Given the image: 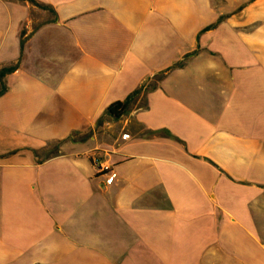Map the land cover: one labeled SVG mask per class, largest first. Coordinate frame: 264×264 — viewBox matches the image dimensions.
<instances>
[{
    "label": "crops",
    "instance_id": "0c3cea01",
    "mask_svg": "<svg viewBox=\"0 0 264 264\" xmlns=\"http://www.w3.org/2000/svg\"><path fill=\"white\" fill-rule=\"evenodd\" d=\"M34 1L0 0V264H264V0Z\"/></svg>",
    "mask_w": 264,
    "mask_h": 264
},
{
    "label": "trees",
    "instance_id": "16d2710c",
    "mask_svg": "<svg viewBox=\"0 0 264 264\" xmlns=\"http://www.w3.org/2000/svg\"><path fill=\"white\" fill-rule=\"evenodd\" d=\"M31 1L35 2L34 0H31ZM23 45H24V43H23ZM185 64H186V62H180L179 64L175 65L173 68L167 70L166 72H163L161 75H158L160 77L157 79V84L151 86L150 82L158 77V76H156L149 83L145 84L144 86H142L141 88H139L135 92H133L126 101L117 102V103L111 105L107 110V114L109 116L117 119V120L122 119L127 114V112L130 110V108L132 107V104L135 101H137L143 95L144 92L149 93L152 90H155L157 88V86L167 77V75L172 70L183 67V66H185ZM16 69H17V67H12V68H4L3 70L0 71V82L2 83V89L0 91V96L4 95L5 92L7 91V87L3 83L4 77L9 73L14 72ZM143 108H147V105L144 106ZM86 139L80 138V133H78V132L73 133L72 136L69 138V140L74 142V143L84 142ZM62 144H63V142H57V143L49 146L47 149H45L41 152L37 151L36 155L39 159V162H44L48 159L59 156L61 154Z\"/></svg>",
    "mask_w": 264,
    "mask_h": 264
},
{
    "label": "built area",
    "instance_id": "2783aa9c",
    "mask_svg": "<svg viewBox=\"0 0 264 264\" xmlns=\"http://www.w3.org/2000/svg\"><path fill=\"white\" fill-rule=\"evenodd\" d=\"M94 165L97 169V173L94 176L95 178H102L105 184H111L117 179L118 173L115 166L108 160L95 157Z\"/></svg>",
    "mask_w": 264,
    "mask_h": 264
},
{
    "label": "rangeland",
    "instance_id": "374dc122",
    "mask_svg": "<svg viewBox=\"0 0 264 264\" xmlns=\"http://www.w3.org/2000/svg\"><path fill=\"white\" fill-rule=\"evenodd\" d=\"M160 76H158L157 78H155L153 81L150 82V85L153 86L155 84H157V79L159 78ZM145 105V101L144 99L141 101V103L139 104V106H144Z\"/></svg>",
    "mask_w": 264,
    "mask_h": 264
}]
</instances>
